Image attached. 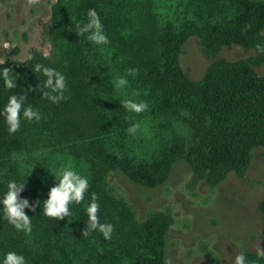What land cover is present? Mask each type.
<instances>
[{"label":"rangeland","instance_id":"obj_1","mask_svg":"<svg viewBox=\"0 0 264 264\" xmlns=\"http://www.w3.org/2000/svg\"><path fill=\"white\" fill-rule=\"evenodd\" d=\"M233 3L41 0L29 7L26 0H0V44L5 39L13 45L3 50L6 63L0 67L40 59L67 81L64 95L69 98L53 104L41 97L37 110L43 120L30 122L22 131L31 140L42 132L45 141L34 149L44 147L50 155L51 170L55 169L51 174L70 166L89 180L84 200L69 205L71 215L62 228L58 223L56 232L41 235L37 245L28 240L23 252L26 264H133L137 230L154 221L165 223L162 264L168 258L172 264H234L238 254L246 257V264H264L255 251L257 246L264 250V149H255L238 173L217 177L194 170L176 153L188 143L191 135L186 127L196 117L155 115V91L144 80L145 63L164 62L167 37L170 43L182 42L179 65L194 84L212 70L249 68L264 75V54L255 49L264 45V30L252 47L208 40L211 26L231 21L237 11ZM89 9L99 14L109 44L96 45L86 39L87 34L78 35L76 25L88 22ZM130 68L138 69V74L127 75ZM28 74L31 85L41 79L42 89L46 77L33 69ZM121 76L128 85L117 89L115 81ZM124 99L147 102L148 111L129 112L121 106ZM55 110L56 115L67 111L69 120L76 114L81 133L70 139L62 132H48L44 119L48 128L61 131L60 119L52 122ZM133 123H140L134 135L127 132ZM26 151L30 154L29 146ZM110 153L160 164L166 168L164 182L153 188L136 184L110 167L106 158ZM92 193L98 197L100 222L114 226L111 240L98 231L86 238L81 235L88 224L86 209ZM33 249L35 260L26 259ZM3 260L0 257V264Z\"/></svg>","mask_w":264,"mask_h":264},{"label":"trees","instance_id":"obj_2","mask_svg":"<svg viewBox=\"0 0 264 264\" xmlns=\"http://www.w3.org/2000/svg\"><path fill=\"white\" fill-rule=\"evenodd\" d=\"M233 2L237 8L233 18L225 26H211L208 40L222 45L252 47L264 30V0ZM246 26H250L247 31ZM168 38L164 44V62L159 65L145 63L144 80L155 91L156 102L152 110L155 115L196 117L186 127L191 136L186 146L177 150L176 157L196 171L217 177L244 170L252 152L264 149V75L260 76L249 68L212 70L200 84H194L184 75L179 65V47L182 42L170 43ZM37 63L47 65L46 67L50 65L38 59L31 64L0 67V71L11 68L13 76H18L17 87L11 90L5 88L3 79L0 78V113H3L9 96L24 95L29 88L34 87V91L27 93L31 98L25 101V107L31 104L37 110L42 97L39 89L41 79L34 85L28 80L29 71ZM38 74L40 76L39 72ZM70 117L72 120L67 117V111L63 110L52 121L54 123L60 119L61 131L54 126L48 128L47 119H44L45 128L52 134L62 132L64 138L73 139L81 132L78 128V116L72 114ZM30 122L35 120H25L21 111L20 130L10 134L5 117L0 115V200L7 192L8 182L15 181L25 182L21 199H27L30 205L39 201L35 211L24 210L32 222L29 237L24 232L17 231L5 219L3 205L0 204V257L3 259L8 252L20 251L23 256V252L27 251L28 240L33 239L37 245L41 235L49 237L56 232L55 226L58 223L59 228L63 227L62 223H67L65 218L57 221L43 214V201L48 198L51 186H55L57 181L54 178L56 174L50 173L55 169L53 167L51 170L48 159L50 155L44 151L45 148L34 149L45 141L42 139V132L35 134L34 141L28 133L24 134L22 131ZM28 146L31 155L25 154ZM106 158H109L107 162L111 168L123 172L140 186L153 188L164 182L166 168L160 164L133 160L127 155L119 157L115 153H110ZM46 221L49 222L48 225H44ZM164 229V222L154 221L137 230V262L133 264H162ZM26 259L35 260L34 249L28 251Z\"/></svg>","mask_w":264,"mask_h":264},{"label":"clouds","instance_id":"obj_3","mask_svg":"<svg viewBox=\"0 0 264 264\" xmlns=\"http://www.w3.org/2000/svg\"><path fill=\"white\" fill-rule=\"evenodd\" d=\"M26 2L27 5L31 7L39 5L41 0H26ZM87 17V23H77L76 27L79 30L78 35L84 36L87 34L86 39L96 45L109 44V39L104 32L103 24L97 11L95 9H89ZM249 27L250 26H246L245 31H247ZM5 49L11 50L13 49V45L9 43L8 40L4 39L2 44H0V65L6 63V58L2 55ZM255 49L257 54H264V45L257 44ZM27 59L31 60L32 57L29 55ZM33 71L42 73L43 76L46 77L41 89L42 98L47 99L53 104H58L69 98L64 95L67 91V81L63 74L40 63L35 64ZM137 74L138 69L130 68L127 70V75L136 76ZM0 78L3 79L6 89L11 90L17 87L16 81L18 76L16 74L13 76V70L11 68H3L2 71H0ZM127 85L128 80L125 76L118 77L115 81V87L117 89L125 88ZM34 90L35 88H29L24 95L9 96L3 113H0V115L5 117L10 134H14L20 130L21 111L25 120H35L37 122L41 120L42 117L38 110H34L31 105L25 107L27 93ZM121 106L135 114L148 111L149 108L147 102H137L132 99H124L121 102ZM139 129L140 123H133L128 127L127 132L134 135ZM54 178L57 183L50 188L48 198L43 201V214L58 221L71 215L69 208L70 204H80L84 200L85 193L89 189V180L78 174L70 166L59 170ZM24 187L25 182H8L7 192L3 199L0 200V204L3 205L5 219H7L17 231L30 234L32 231V222L31 218L25 214L24 210L29 209L30 211H35V207L39 204V201L30 205L27 199H21L20 194L24 190ZM90 200L91 202L86 209L88 224L87 227L83 229L81 235L86 238L93 231H98L105 240H111L114 226L110 223L100 222L98 216V197L95 193L91 194ZM173 227H175V225H173ZM255 251L258 257L264 258V250H262L260 246H257ZM3 264H26V261L22 255H18L15 252H8L4 257ZM165 264H172L171 258L166 259ZM234 264H246V257L243 254L236 255Z\"/></svg>","mask_w":264,"mask_h":264}]
</instances>
